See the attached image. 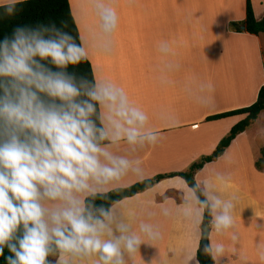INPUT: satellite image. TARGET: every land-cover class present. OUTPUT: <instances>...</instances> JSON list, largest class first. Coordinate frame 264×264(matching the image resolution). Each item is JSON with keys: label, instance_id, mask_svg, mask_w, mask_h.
Returning a JSON list of instances; mask_svg holds the SVG:
<instances>
[{"label": "clouds", "instance_id": "9594fccd", "mask_svg": "<svg viewBox=\"0 0 264 264\" xmlns=\"http://www.w3.org/2000/svg\"><path fill=\"white\" fill-rule=\"evenodd\" d=\"M18 2L4 0L0 6L11 15ZM113 3L92 0L99 18L98 47L104 53H111L119 25ZM80 39L82 45H77L71 35L54 27L17 28L11 39L0 42V255L4 246L14 253L8 264H49L48 257L57 254L56 264H135L141 244L162 235L144 221L137 231L136 209L123 201L107 209L87 202L121 186L129 176L143 182L142 161L133 154L154 147L160 132L123 87L96 78L95 66L94 84H77L63 71L69 64L90 60ZM159 50L171 51L166 42ZM37 57L50 58L61 71H52ZM161 118L169 125L178 123L169 115ZM219 159H227V153ZM181 180V203L170 208L165 196L161 212L192 226L208 241L204 252L219 264L228 248L222 242L213 244L210 234L227 236L233 244L240 239L231 175L205 165L191 186ZM156 194L163 196L154 193L150 204ZM205 213L211 219L202 228ZM257 251L264 260V240L257 243ZM194 259L186 256L185 264Z\"/></svg>", "mask_w": 264, "mask_h": 264}, {"label": "crops", "instance_id": "0c3cea01", "mask_svg": "<svg viewBox=\"0 0 264 264\" xmlns=\"http://www.w3.org/2000/svg\"><path fill=\"white\" fill-rule=\"evenodd\" d=\"M69 3L96 78L123 87L130 100L148 114L150 125L160 132L154 147L146 146L133 154L142 161L145 180L186 172L193 163L211 155L246 115L213 121L207 118L257 101L264 85L262 34H249L243 30L244 25L240 26L242 32L228 29L231 23L245 21L247 0H114L119 25L112 36L111 53L98 47L99 18L92 2ZM251 3L256 19L261 20L264 0ZM126 14L127 23L123 24L120 18ZM162 42L169 45L168 54L159 50ZM164 115L174 117L178 123L169 125L161 118ZM262 148L264 111L220 156L227 153V159L219 157L205 164L210 170L230 174L232 191L238 197L239 241L233 244L227 236L210 234L213 244L222 242L228 248L219 264H264L257 251V243L264 240V171L256 167ZM138 182L129 176L112 190ZM181 186V177L164 178L121 200L136 209L133 227L137 231L140 221H144L157 226L162 234L155 242L141 244L135 264H185L186 256L195 258L191 264H199L197 252L202 238L182 219L165 217L161 212L165 196L170 208L181 203ZM154 193L163 196L156 194L155 202L150 204ZM57 260L58 254L53 256L52 264Z\"/></svg>", "mask_w": 264, "mask_h": 264}, {"label": "trees", "instance_id": "16d2710c", "mask_svg": "<svg viewBox=\"0 0 264 264\" xmlns=\"http://www.w3.org/2000/svg\"><path fill=\"white\" fill-rule=\"evenodd\" d=\"M6 6H0V42L5 38L11 39L17 28H28V29H40V28H55L61 32L67 33L74 38L77 45H81V39L77 24L73 17L69 0H25L18 2L15 5V11L13 14L9 15L5 11ZM245 26V32L252 35L264 34V17L261 20H257L254 14L253 6L251 0H247L246 8V19L242 23H231L233 30L237 32H242L240 26ZM40 63L44 64L46 67L50 68L52 71H61L57 66L51 63V60H40ZM68 75L73 76L79 84L81 80H86L90 83H95V77L92 70L91 63L88 59L81 61L79 64L71 65L69 64L66 69H63ZM2 89H0V95H2ZM43 95V94H41ZM46 99H49L45 97ZM80 99H87V97H81ZM59 103V101H57ZM97 110L99 112V106L97 105ZM264 111V85L261 87L258 99L252 105L232 110L229 112L216 114L210 116L207 119L209 121L219 120L235 115H246V118L232 127L229 134L224 137L217 145L214 152L209 156L202 157L199 161L193 163L186 172L172 173L159 175L153 179L144 180L143 182H138L127 188L115 189L107 192L102 196H97L95 199L89 197V203L95 205L96 208L104 207L105 209L110 208L115 202L121 201L125 198L135 196L136 194L143 192L164 178L170 177H181L189 182L191 186L194 183L193 177L197 171L202 169L205 164L210 163L217 158H219L225 150L230 146L232 141L241 133L247 130L259 117V115ZM95 119V117H93ZM99 125V121H96ZM257 169L264 171V148L261 149V157L256 161ZM203 199V197H201ZM211 218L205 213L204 225H208V221ZM23 227L18 230L17 236H22ZM16 241L14 240L13 243ZM54 255L48 257L49 264H52ZM8 257H14V253L10 251L7 246L3 248V255H0V264H8ZM197 260L199 264H215L212 257L206 254L202 247L197 252Z\"/></svg>", "mask_w": 264, "mask_h": 264}, {"label": "rangeland", "instance_id": "374dc122", "mask_svg": "<svg viewBox=\"0 0 264 264\" xmlns=\"http://www.w3.org/2000/svg\"><path fill=\"white\" fill-rule=\"evenodd\" d=\"M88 2H92V0H87ZM121 1V0H120ZM128 16V14H126V15H124L122 18H120L123 22V24L125 23H127V17ZM228 29H229V31H233V28L231 27V26H228ZM262 37H263V39H264V34H262Z\"/></svg>", "mask_w": 264, "mask_h": 264}, {"label": "water", "instance_id": "95a60500", "mask_svg": "<svg viewBox=\"0 0 264 264\" xmlns=\"http://www.w3.org/2000/svg\"><path fill=\"white\" fill-rule=\"evenodd\" d=\"M244 29H245V27H243V30H244ZM203 227H204V226H203ZM203 227H202V228H203ZM207 243H208L207 240H203V239H202V240H201V247L203 248L204 245L207 244Z\"/></svg>", "mask_w": 264, "mask_h": 264}]
</instances>
